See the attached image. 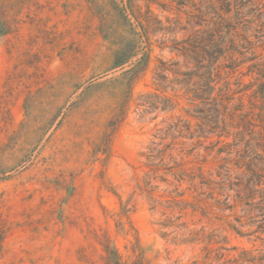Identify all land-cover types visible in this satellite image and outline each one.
<instances>
[{
	"label": "rangeland",
	"instance_id": "rangeland-1",
	"mask_svg": "<svg viewBox=\"0 0 264 264\" xmlns=\"http://www.w3.org/2000/svg\"><path fill=\"white\" fill-rule=\"evenodd\" d=\"M258 1L215 63L219 138L195 135L183 83L207 25L175 2L0 0V264H115L104 245L117 264H264V224L229 188L244 149L264 156Z\"/></svg>",
	"mask_w": 264,
	"mask_h": 264
},
{
	"label": "trees",
	"instance_id": "trees-1",
	"mask_svg": "<svg viewBox=\"0 0 264 264\" xmlns=\"http://www.w3.org/2000/svg\"><path fill=\"white\" fill-rule=\"evenodd\" d=\"M158 0H147L148 6L150 3H157ZM175 2L178 11L183 10L190 18L189 21H194L196 24L202 25L206 23V27L199 30L198 34L187 40L188 49L186 50L188 58L195 62L193 70L184 72L186 79L183 83L186 92L193 90L194 99L199 100L200 104L196 106L195 118L198 119L196 136L208 137L212 134H217L220 138L227 133L225 131L227 122L223 117L221 108L226 109L221 97H218L215 92L214 71L216 62L225 53L226 48H235V37L240 40H245L246 37L240 36L238 33V25L244 21L246 17L255 13L260 9L261 5L258 0H170ZM133 8L131 11L135 18L137 10ZM251 22V21H249ZM263 25V22H262ZM240 36V37H239ZM148 53L138 58V62L126 71L129 74V82H133L145 70L148 64ZM231 57V55H230ZM229 57V59H230ZM192 76H196V84L194 88H189V83ZM264 77V73L260 74ZM257 93L264 98V78L258 86ZM165 109V108H163ZM246 118L247 114L241 115ZM246 127L252 125L250 119H245ZM264 135V128L262 131ZM194 135V134H193ZM221 151V150H220ZM243 158L245 161V172H242V179L236 181L229 180V188L237 187V196L242 197L241 192L247 199L246 204L250 211L255 210V216L264 224V156L257 153L253 146H248L244 149ZM225 169V176H229V169ZM244 178V179H243ZM258 194L259 199L254 201ZM5 236V231L0 223V254L2 251V242ZM108 261H113L115 264L119 262V254L116 249L109 248L104 245ZM264 256V255H263ZM263 259V258H260Z\"/></svg>",
	"mask_w": 264,
	"mask_h": 264
}]
</instances>
